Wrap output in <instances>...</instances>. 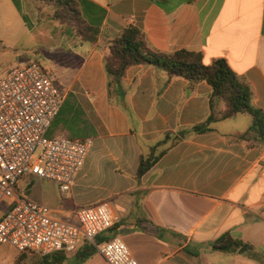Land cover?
I'll return each mask as SVG.
<instances>
[{"label": "crops", "instance_id": "crops-1", "mask_svg": "<svg viewBox=\"0 0 264 264\" xmlns=\"http://www.w3.org/2000/svg\"><path fill=\"white\" fill-rule=\"evenodd\" d=\"M76 1L100 40L91 45L67 31L58 38L72 54L65 61L66 99L52 126L61 137L94 144L67 198L35 177L22 179L18 190L70 224L78 223L77 210L108 203L117 235L139 264H202V252L227 233L251 246L242 252L257 260L248 264H264V140L249 135L252 117L219 119L197 133L213 114L207 82L192 88L185 79L169 81L165 72L135 66L123 79L124 97L111 96L104 61L110 41L136 29L161 53L198 52L206 65L225 59L264 113V0ZM18 19L27 28L19 11ZM35 22L50 41L51 24L42 30ZM225 109L215 102L214 115ZM167 136L165 154L138 178L141 157ZM230 255L228 262L244 260Z\"/></svg>", "mask_w": 264, "mask_h": 264}, {"label": "built area", "instance_id": "built-area-1", "mask_svg": "<svg viewBox=\"0 0 264 264\" xmlns=\"http://www.w3.org/2000/svg\"><path fill=\"white\" fill-rule=\"evenodd\" d=\"M58 82L39 62L16 64L0 79V246L20 254L71 257L116 223L108 203L77 210L78 223L70 224L18 190L22 179L35 177L54 183L67 198L93 147V139L47 137L66 99ZM97 249L108 264H139L120 235Z\"/></svg>", "mask_w": 264, "mask_h": 264}, {"label": "trees", "instance_id": "trees-1", "mask_svg": "<svg viewBox=\"0 0 264 264\" xmlns=\"http://www.w3.org/2000/svg\"><path fill=\"white\" fill-rule=\"evenodd\" d=\"M47 6L55 9L53 19L61 22L63 19H73L80 24V31L75 32V37L83 42L96 45L100 40V30L90 25L83 17L76 0H43ZM62 23V22H61ZM105 69L109 77V92L112 96L124 97L122 88L123 79L127 71L135 66H144L165 72L169 81L182 78L195 88L201 82H207L213 89L211 107L213 114L209 119L194 128L197 133H205L209 126L219 119H230L239 114H248L253 119L249 135L256 134L264 140V113L253 104V92L246 80L238 76L225 59L215 60L206 65L203 55L198 52L181 50L172 54H164L153 49L145 40L144 35L136 29L125 30L115 40L110 41L108 52L105 54ZM222 101L226 109L218 117L214 115L215 102ZM248 135V134H247ZM247 135L240 139L245 140ZM169 136L152 148L148 155L141 157L137 177L141 178L148 173L158 162L166 150H160L166 145ZM118 233L117 224L108 232L100 235L95 244L84 243L77 253L68 257L65 252L42 256L38 264H67L82 263L98 254L97 246L111 240ZM244 246L251 250V246L234 239L231 234H225L212 244L214 251L222 253H237ZM19 259L24 261L20 254Z\"/></svg>", "mask_w": 264, "mask_h": 264}, {"label": "rangeland", "instance_id": "rangeland-1", "mask_svg": "<svg viewBox=\"0 0 264 264\" xmlns=\"http://www.w3.org/2000/svg\"><path fill=\"white\" fill-rule=\"evenodd\" d=\"M43 0H0V79L10 66L22 63L39 62L45 69H52L57 76L59 82L57 87L63 91L67 86L65 75L66 60L71 56L72 52L68 49L69 45L65 39L60 42L58 39L62 32L80 31V24L71 19H63L61 22L54 20L53 15L55 9L47 6ZM18 11L21 12L26 19L27 28H24L20 19H18ZM42 22V30H45L44 22H49L52 26L51 33L53 38L49 41L39 35L37 22ZM36 28V29H35ZM77 38V37H75ZM55 43V44H54ZM49 139L61 138L58 134L57 125H53L48 132ZM39 156V153L37 154ZM5 210L0 209V217ZM243 249V248H242ZM242 249L235 254L244 258L240 259L241 263L229 261L232 255L221 253L218 251L202 252L198 257L202 264H248L254 258L250 251L242 252ZM20 253L11 245L3 244L0 246V264H38L42 256L39 255H23L24 261L19 259ZM235 256V255H233ZM72 257V256H71ZM243 260V261H242ZM73 264V263H67ZM75 264V263H74ZM76 264H108L103 261L97 254L91 259Z\"/></svg>", "mask_w": 264, "mask_h": 264}, {"label": "water", "instance_id": "water-1", "mask_svg": "<svg viewBox=\"0 0 264 264\" xmlns=\"http://www.w3.org/2000/svg\"><path fill=\"white\" fill-rule=\"evenodd\" d=\"M245 250H247V246H244L242 249V251H245Z\"/></svg>", "mask_w": 264, "mask_h": 264}]
</instances>
